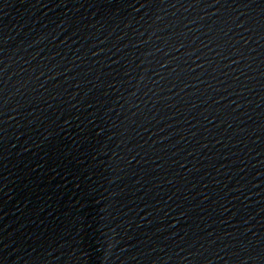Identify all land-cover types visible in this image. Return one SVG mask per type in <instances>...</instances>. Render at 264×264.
<instances>
[{
  "label": "water",
  "instance_id": "95a60500",
  "mask_svg": "<svg viewBox=\"0 0 264 264\" xmlns=\"http://www.w3.org/2000/svg\"><path fill=\"white\" fill-rule=\"evenodd\" d=\"M0 264H264V0H0Z\"/></svg>",
  "mask_w": 264,
  "mask_h": 264
}]
</instances>
